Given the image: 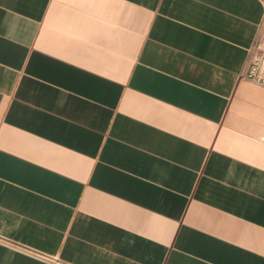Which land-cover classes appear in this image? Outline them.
I'll return each mask as SVG.
<instances>
[{
	"label": "crops",
	"instance_id": "crops-1",
	"mask_svg": "<svg viewBox=\"0 0 264 264\" xmlns=\"http://www.w3.org/2000/svg\"><path fill=\"white\" fill-rule=\"evenodd\" d=\"M263 21L0 0V239L24 249L0 264H264V88L240 79Z\"/></svg>",
	"mask_w": 264,
	"mask_h": 264
},
{
	"label": "built area",
	"instance_id": "built-area-1",
	"mask_svg": "<svg viewBox=\"0 0 264 264\" xmlns=\"http://www.w3.org/2000/svg\"><path fill=\"white\" fill-rule=\"evenodd\" d=\"M240 79L264 88V21L261 23L256 38L248 50L247 62L240 74ZM0 243L24 251L23 248L14 246L7 240L0 239Z\"/></svg>",
	"mask_w": 264,
	"mask_h": 264
},
{
	"label": "rangeland",
	"instance_id": "rangeland-1",
	"mask_svg": "<svg viewBox=\"0 0 264 264\" xmlns=\"http://www.w3.org/2000/svg\"><path fill=\"white\" fill-rule=\"evenodd\" d=\"M254 85V84H253ZM256 86V85H255ZM258 87V86H257ZM260 88V87H259ZM263 89V88H262Z\"/></svg>",
	"mask_w": 264,
	"mask_h": 264
}]
</instances>
